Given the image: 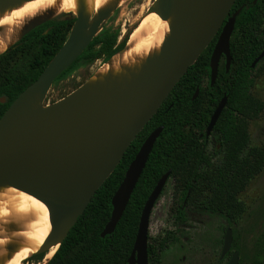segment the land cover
Instances as JSON below:
<instances>
[{"label":"water","instance_id":"1","mask_svg":"<svg viewBox=\"0 0 264 264\" xmlns=\"http://www.w3.org/2000/svg\"><path fill=\"white\" fill-rule=\"evenodd\" d=\"M19 1L26 0H0V8ZM234 2L154 0L146 10L147 15L157 12L163 21L174 15L169 38L157 60L149 64L127 86L125 92L115 94L112 102L106 103L86 94L82 86L54 104L38 106L54 81L96 37L98 26L105 20L87 26L81 16H73L75 22L62 47L35 82L13 101L0 118V187L9 186L35 198L49 212L50 233L39 252L33 255L43 254L36 264H40L53 247L58 249L96 191L119 164L127 148L156 114L188 68L216 37L209 58L210 86L216 80L221 57H224L225 71L228 72L231 63L230 38L237 12L232 17L228 16ZM64 16L71 15L63 14L52 19ZM82 32L88 35L84 37ZM263 57L264 50L251 63V68ZM197 93L198 89L192 100ZM28 98L36 102L34 108L29 106ZM0 102L4 100L0 99ZM226 102L224 96L216 106L206 127V136ZM162 129L159 127L149 134L128 165L123 180L111 198L112 210L109 221L100 233L101 238L113 233ZM169 176L170 171L161 176L143 206L126 264H148L149 219ZM231 244L232 233L227 228L220 259L230 251ZM226 264H238V253L233 252Z\"/></svg>","mask_w":264,"mask_h":264},{"label":"trees","instance_id":"2","mask_svg":"<svg viewBox=\"0 0 264 264\" xmlns=\"http://www.w3.org/2000/svg\"><path fill=\"white\" fill-rule=\"evenodd\" d=\"M236 12L234 31L237 32H232L230 38L228 72L223 64L218 69L216 81L210 86L209 58L216 37L127 148L47 264H126L143 206L158 180L168 171L169 178L175 181L174 193L179 192V201L190 190L187 205L201 214L223 219L231 229L233 247L238 250L234 225L245 212L238 196L264 168V146L249 147L248 133L249 122L264 110V104L251 94L255 68L250 67L264 49V32H255L264 22V0H235L228 17ZM74 22L73 16L45 21L0 55V99L4 100L0 102V118L46 68L62 47ZM104 32L102 36L94 37L55 81L81 61L102 59L105 63L124 48L128 34L117 43V33ZM196 89L199 90L198 96L192 100ZM224 96L227 102L214 127L223 153L220 163L211 166L198 149V136ZM159 127L163 129L119 222L113 233L101 238L100 233L110 218L111 198L128 165L144 140ZM175 211V222L183 223L186 219L183 208ZM169 235L166 233L155 245H148V264L159 263L157 251L163 250ZM42 257L43 254L33 256L27 264H36ZM240 264H264V235L256 243L253 260Z\"/></svg>","mask_w":264,"mask_h":264},{"label":"bare ground","instance_id":"3","mask_svg":"<svg viewBox=\"0 0 264 264\" xmlns=\"http://www.w3.org/2000/svg\"><path fill=\"white\" fill-rule=\"evenodd\" d=\"M135 0H26L0 8V55L34 26L60 15L82 17L87 26L112 17ZM70 13V14H69ZM174 19L163 21L157 12H145L128 35L124 48L94 71L83 87L98 101L111 103L137 76L153 64ZM105 22V21H104ZM83 33L86 37L88 34ZM29 106L36 105L28 98ZM49 212L35 198L9 186L0 187V264H26L39 252L50 233ZM53 247L40 264H47Z\"/></svg>","mask_w":264,"mask_h":264},{"label":"rangeland","instance_id":"4","mask_svg":"<svg viewBox=\"0 0 264 264\" xmlns=\"http://www.w3.org/2000/svg\"><path fill=\"white\" fill-rule=\"evenodd\" d=\"M154 0H135L98 26L97 35L105 32L117 33V43L129 35ZM70 14V13H69ZM102 64V59L93 62L81 61L55 81L47 91L44 101L38 106L54 104L82 87L92 78L94 71ZM223 66L220 61L219 69ZM254 85L251 94L264 104V62L254 69ZM35 103V102H34ZM36 105V103H35ZM249 147L264 146V110L258 118L248 124ZM174 181L170 178L154 208L148 226V244L155 245L158 239L169 233L171 239L159 253L158 264H225L232 252L238 253L240 262H251L256 252V243L264 235V168L248 183L238 196L245 212L235 223L237 251L231 244L230 252L219 260L222 241L227 227L219 217L201 214L189 206L185 210V224L173 223L176 199Z\"/></svg>","mask_w":264,"mask_h":264},{"label":"flooded vegetation","instance_id":"5","mask_svg":"<svg viewBox=\"0 0 264 264\" xmlns=\"http://www.w3.org/2000/svg\"><path fill=\"white\" fill-rule=\"evenodd\" d=\"M233 32H237V31H234V29H233ZM255 32H264V22H263V24H262V26H261V28L260 29H258L257 31H255ZM229 48H230V45H229ZM264 50V49H263ZM262 50V51H263ZM261 51V52H262ZM260 52V53H261ZM259 53V54H260ZM259 54L255 57V58H257L258 56H259ZM255 58L253 59V61L255 60ZM264 58V57H263ZM262 58V59H263ZM262 59L258 62V63H260L261 61H262ZM221 60H223V64H224V57H221V59H220V61ZM252 61V62H253ZM257 63V64H258ZM220 64V63H219ZM231 64V63H230ZM256 64V65H257ZM255 65V66H256ZM250 67H251V65H250ZM255 68V67H254ZM254 68H251V69H254ZM219 69V68H218ZM217 76H218V74H217ZM217 78V77H216ZM208 81H209V76H208ZM216 81V80H215ZM196 91V90H195ZM198 92H199V90H198ZM197 96H198V93H197ZM197 96L195 97V99L197 98ZM193 97V96H192ZM223 98V97H222ZM221 98V99H222ZM194 99V100H195ZM214 112V111H213ZM213 114V113H212ZM212 114L209 116V120H210V118H211V116H212ZM217 122V121H216ZM208 123H209V121H208ZM208 123H207V125H208ZM216 124V123H215ZM207 125L205 126V128H204V131H203V133L202 134H199V140H198V149H200L201 151H202V153H203V155L204 156H206L207 157V159L209 160V163H210V165L211 166H216V165H218L219 163H220V161H221V158H222V146L220 145V143H219V138H218V135H217V132L214 130V127H215V125H214V127L212 128V130L210 131V133H209V135L208 136H206V127H207ZM170 179V178H169ZM168 179V180H169ZM173 181H174V179H173ZM192 183H194V182H192ZM165 187V186H164ZM173 188H175V181H174V185H173ZM163 191V190H162ZM190 190H188L187 191V194L184 196V198L181 200V201H179V198H177L176 199V209L177 208H183V210H184V213H185V210H186V208L187 207H189L188 205H187V199H188V197H189V195H190ZM162 193V192H161ZM161 195V194H160ZM158 200V199H157ZM157 202V201H156ZM156 204V203H155ZM155 206V205H154ZM185 208V209H184ZM176 212V211H175ZM176 214V213H175ZM176 220H175V218L173 219V223L175 224V225H180V226H183V224H185V221L183 222V223H181V224H179V223H176L175 222ZM165 237V236H164ZM170 239H171V237H170ZM169 239V240H170ZM168 240V241H169ZM167 241V242H168ZM166 242V243H167ZM156 243H157V241H156ZM148 245H150V244H148L147 243V248H148ZM166 245V244H165ZM230 252V251H229ZM228 252V253H229ZM157 253L159 254L160 253V251H157ZM227 253V254H228ZM226 254V255H227ZM233 254V252L230 254V256H229V258H228V260L225 262V264L229 261V259H230V257H231V255ZM225 255V256H226ZM224 256V257H225ZM224 257L222 258V259H220V256H219V260L221 261V260H223L224 259Z\"/></svg>","mask_w":264,"mask_h":264}]
</instances>
